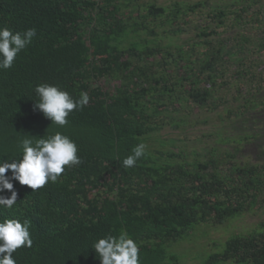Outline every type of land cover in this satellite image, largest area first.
<instances>
[{
  "label": "trees",
  "instance_id": "obj_1",
  "mask_svg": "<svg viewBox=\"0 0 264 264\" xmlns=\"http://www.w3.org/2000/svg\"><path fill=\"white\" fill-rule=\"evenodd\" d=\"M0 27L36 29L0 71V161L56 130L82 159L36 191L13 181L0 220L28 219L33 240L17 264H100L92 243L122 231L142 264H184L173 249L200 228L222 233L203 264H264V0H0ZM40 83L89 103L57 129L33 110Z\"/></svg>",
  "mask_w": 264,
  "mask_h": 264
},
{
  "label": "clouds",
  "instance_id": "obj_2",
  "mask_svg": "<svg viewBox=\"0 0 264 264\" xmlns=\"http://www.w3.org/2000/svg\"><path fill=\"white\" fill-rule=\"evenodd\" d=\"M35 35V28H28L21 33L0 27V71L13 68L18 54L32 43ZM34 91L38 99L34 101L33 110L41 112L57 129L66 128L70 114L82 110L90 99L87 92H81L78 98H74L56 84L40 83ZM34 137L19 136L16 141L21 153L19 158L0 161V193L5 190L11 192L10 196L0 195V207L9 211L17 204L13 181L36 191L49 182L57 183L66 168L82 163L76 141L64 132L56 130L38 139ZM146 147L142 142L135 145L132 154L123 159V166L126 169L134 168L137 161L146 155ZM9 172L10 176L7 175ZM30 227L28 219L5 217L0 220V264H17L13 254L18 249L33 246ZM91 249L100 264H142L140 246L126 231L96 239Z\"/></svg>",
  "mask_w": 264,
  "mask_h": 264
},
{
  "label": "rangeland",
  "instance_id": "obj_3",
  "mask_svg": "<svg viewBox=\"0 0 264 264\" xmlns=\"http://www.w3.org/2000/svg\"><path fill=\"white\" fill-rule=\"evenodd\" d=\"M158 1L160 3H168L171 0ZM204 129L206 130L208 128L205 126ZM185 134L195 139L200 134V129H189ZM173 136H175V134H173ZM189 143L191 145L194 144L193 141H190ZM252 161H255V159L253 158ZM259 220L260 213L247 215L244 218L239 219L238 221L233 223V226L230 230L247 231L254 229L257 227ZM203 230V228H200L199 230H197L196 234L192 238L186 240L185 242L181 243L173 249V252L180 256L184 264H190L194 261L198 264H203V261L200 256L208 254L210 249L212 248L211 245L213 243V239H220L222 236V233L220 231L210 232V230H208L206 231V233L202 234Z\"/></svg>",
  "mask_w": 264,
  "mask_h": 264
}]
</instances>
